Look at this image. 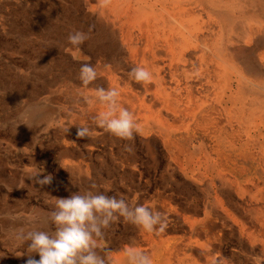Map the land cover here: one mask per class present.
<instances>
[{
  "label": "rangeland",
  "instance_id": "374dc122",
  "mask_svg": "<svg viewBox=\"0 0 264 264\" xmlns=\"http://www.w3.org/2000/svg\"><path fill=\"white\" fill-rule=\"evenodd\" d=\"M210 1L213 5L206 1L196 10L219 31L215 43L225 47L243 70H253L259 64L256 48L264 44V23L259 21L261 31L254 34L256 17L235 14L221 19L224 1ZM110 4L103 0H0V264H26L29 257L38 260L39 253L29 250V234L54 236L58 226L53 216L59 211L55 200L77 194L124 199L130 209L144 205L168 219L167 229L157 234L141 231L116 214L118 219L101 229L102 237L93 233L89 250L104 258L105 264H127L129 248L151 256L153 264H193L195 244L169 256L163 240L175 237L174 243L183 247L195 236L191 225L203 218L209 202L223 212L220 215L217 208L208 222L215 236L223 234L215 243L222 251L217 264L232 257L242 264L254 262L259 248L251 249L239 234L244 225L259 227L262 218L255 220L251 208L264 210V104L257 95L244 97L240 141L250 152L248 160H239L220 175L205 166L195 169L199 165L195 160L204 159L195 145L203 143L206 153L216 158L215 131L210 137L197 134L194 144L188 145L192 156L189 150L180 152L166 143L168 134L150 124L157 123V118L135 117L139 132L130 140L109 133L98 124L106 105L96 90H118L128 83L133 91L144 94L141 82L129 78L133 67L120 58L126 45L120 38L117 11ZM105 19L115 26L108 29ZM75 30L89 35L78 48L67 39ZM85 63L97 71V79L87 87L79 80ZM226 83L216 76L211 87L209 101L217 109L225 105ZM222 125L226 127L225 117H221ZM82 126L90 135L80 138L77 130ZM220 135L222 148L227 149L230 142L240 145L234 135ZM46 178L48 183H39ZM255 193L258 201L253 199ZM88 254L79 253L77 264L80 256Z\"/></svg>",
  "mask_w": 264,
  "mask_h": 264
},
{
  "label": "bare ground",
  "instance_id": "6f19581e",
  "mask_svg": "<svg viewBox=\"0 0 264 264\" xmlns=\"http://www.w3.org/2000/svg\"><path fill=\"white\" fill-rule=\"evenodd\" d=\"M106 1L112 3L110 5L117 11L114 14L120 27V38L126 45V48L120 51V58L125 64L144 67L152 74L151 82H141L143 95L133 91L128 83L127 87L118 89L120 95L117 97V102L120 108L130 111L134 119L135 117L157 118V123L151 121L150 124L167 133L166 143L180 152L189 150L188 145L194 144L198 133L210 137L215 131L217 143L212 147V151L216 154V158L206 153L203 143L195 145V150L197 149L204 158L195 160L199 164H195V169L205 166L212 174L216 172L220 175L230 165H238L239 160H248L250 152L244 147L246 143L240 141L244 120L242 102L246 94L251 93L257 95L264 104V50L257 52L258 49L264 48V44L255 43L259 45L256 48L259 64L253 70H243L237 59L230 55L225 47L217 46L215 36L219 31H215L211 22L203 20L202 13L196 10L197 7L201 10L206 1L213 5L212 1L103 0ZM222 1L225 8L220 13L221 19L229 20L228 18H233L235 14L239 15V18L242 15L256 17L258 27L251 29V32L256 34L261 31L259 21L264 23V0ZM122 3L125 4L119 6ZM228 4L233 5V9L228 8ZM103 10V14L109 19V14L105 9ZM195 21H197L196 26ZM105 23L108 29L116 24L108 20ZM251 41L252 39L247 43ZM216 76L222 77L227 82L228 95L221 109H217L209 101ZM197 94L202 95L198 97ZM228 104L231 106L228 107ZM221 117H225L227 129L223 125L220 126ZM148 127L149 125L144 126V128ZM181 129L184 131L182 132ZM218 132L225 133L229 137L234 135L240 145L235 146L230 142L227 149L222 148L219 141L221 135ZM189 155L192 156L190 150ZM200 174L203 179L207 177L204 173ZM209 184L214 187L213 180ZM253 197L255 201L259 200L257 193ZM220 203L222 204V201ZM217 208L219 214L223 215L217 205L209 202L205 206L203 218L195 220L191 225V231L195 236L190 237L183 247L174 243L175 237L163 240V245L170 251L169 256L175 251L192 249L191 246L195 244V249L191 250V256L195 258L191 260L193 264H212L213 260L216 261L221 257V248L216 249L215 243L221 241L223 234L218 233L215 236V233L211 232L212 228L208 226L211 214L213 212L215 214ZM258 209L253 207L250 212L255 220L262 218L259 220V227L250 228L244 225L239 234L249 242L251 249L260 250V255L255 256L254 262L250 264H260V261L264 260V210ZM199 260H203V263ZM224 264H242V262L232 257Z\"/></svg>",
  "mask_w": 264,
  "mask_h": 264
},
{
  "label": "clouds",
  "instance_id": "9594fccd",
  "mask_svg": "<svg viewBox=\"0 0 264 264\" xmlns=\"http://www.w3.org/2000/svg\"><path fill=\"white\" fill-rule=\"evenodd\" d=\"M67 39L73 48H78L89 39V35L75 30L68 35ZM70 50L66 49V51ZM128 75L130 79L138 83L152 81V74L144 67H133ZM96 79V68L88 63L82 64L79 70L81 84L87 87ZM96 95L106 105V110L99 115V126L121 139H132L134 132H139V127L130 111L117 107L119 91L115 88L108 90L99 88L96 90ZM77 135L83 138L90 133L87 127L82 126L78 127ZM127 150L131 151V148ZM49 179L46 178L39 183H48ZM55 204L59 209L53 216L58 226L55 235L50 236L46 232L30 233L29 250L38 252L40 258L37 260L29 257L26 264H77V256L82 252L89 254L79 257L80 264H105L104 258L89 250L93 246V233L96 237H102L101 229H108L118 219L116 214L141 231L159 234L168 227V219L164 213L144 205L130 209L124 199L103 194L72 195L68 198L56 199ZM157 225L159 226L156 227ZM125 252L127 264H153L152 257L141 251L129 248ZM20 256L23 254L18 257ZM212 264L217 262L213 260Z\"/></svg>",
  "mask_w": 264,
  "mask_h": 264
}]
</instances>
